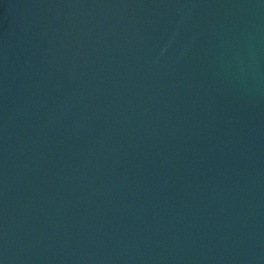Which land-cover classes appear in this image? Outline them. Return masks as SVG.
I'll use <instances>...</instances> for the list:
<instances>
[{
    "label": "water",
    "instance_id": "1",
    "mask_svg": "<svg viewBox=\"0 0 264 264\" xmlns=\"http://www.w3.org/2000/svg\"><path fill=\"white\" fill-rule=\"evenodd\" d=\"M0 264H264V0H0Z\"/></svg>",
    "mask_w": 264,
    "mask_h": 264
}]
</instances>
